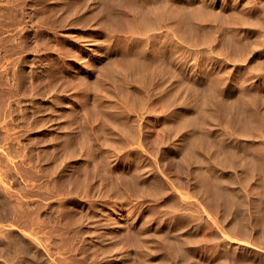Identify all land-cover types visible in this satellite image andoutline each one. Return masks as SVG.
<instances>
[{
  "label": "rangeland",
  "instance_id": "374dc122",
  "mask_svg": "<svg viewBox=\"0 0 264 264\" xmlns=\"http://www.w3.org/2000/svg\"><path fill=\"white\" fill-rule=\"evenodd\" d=\"M78 1L0 0V264H93L96 260L94 264H134L137 261L133 259L136 247L131 237V241L126 239L129 228L139 225L140 217L129 215L136 210V201L130 198L129 204L121 203L120 194L110 189L112 181L119 179L117 175L108 181L102 179L100 169L95 173V169L100 168V150L105 146L103 125L100 119L88 117L91 98L82 96V86L75 89L67 81H84L88 93H94L93 83L100 63L88 61L85 68L72 67L75 68L72 70L68 67L70 58L57 55L61 46L70 40L69 37L80 36L70 24L75 16L68 20L71 34L59 32L63 35L61 37L49 28L57 26L52 24L54 20L67 16V4ZM173 1L177 3L181 0ZM59 3L63 6L59 7ZM189 3V6L202 7L199 18L191 25L196 36L202 39L200 48L208 55L205 62L209 73L224 79L227 86L230 84L231 96L252 101L262 115L264 0H189ZM87 4L86 12L96 7L94 0H88ZM92 13L88 14L92 16ZM163 30L150 32V35ZM114 35L116 43L111 42L114 50L102 53L104 57L121 51L118 40L121 35L128 34ZM94 41L92 45L95 46L97 42ZM91 70L93 73H89ZM71 72L78 73L77 77H69ZM211 78L206 76L204 79L207 85L212 83ZM114 84L120 89L121 79L118 76L114 78ZM102 99L120 107L122 95L121 92L113 96L105 93ZM158 114V109L147 108L144 123L149 127L152 125L150 128L159 127L162 120L152 121L159 117ZM252 133L255 145L250 148L246 147L244 140L238 142L240 135L236 128L224 131L215 126L211 130L214 139L211 153H221V159L215 163L220 169H225L224 175L230 188L218 189L223 194L224 204L220 206L221 211L209 212L211 217L214 215L213 219L203 213L196 199L190 203V200L184 201V206L189 205L177 212L158 213L160 220H165L162 224L166 229L163 241L168 242V246L179 234L174 230L177 213H186L193 203L190 207L193 211L188 210L187 213L194 214V220H203L205 225L208 223L211 226L217 241L222 240L220 243L224 252L239 248L250 250L258 255V264H264V154L260 149V143L264 141V116L257 117ZM219 140L224 143L222 151L217 149ZM237 145L252 156L240 170L224 161L231 157L227 148L233 150ZM223 146H226L225 149ZM139 152L143 158H156L149 147L148 151ZM128 166V163H122L117 169L131 172ZM88 174L92 175L90 190H86L85 183H75V179H83ZM242 198L247 201L246 206L240 202ZM163 200L160 198L159 207H162ZM230 203H236L234 208L237 210L231 209ZM201 231V234H206L209 229L202 227ZM233 234H236L237 240ZM104 244L110 247L108 252H105ZM152 254L149 253V257L155 258ZM172 256L170 249L159 255L164 258L165 264H178L179 261ZM223 258L227 257L224 255ZM229 258L230 264H234V258Z\"/></svg>",
  "mask_w": 264,
  "mask_h": 264
},
{
  "label": "bare ground",
  "instance_id": "6f19581e",
  "mask_svg": "<svg viewBox=\"0 0 264 264\" xmlns=\"http://www.w3.org/2000/svg\"><path fill=\"white\" fill-rule=\"evenodd\" d=\"M186 1L189 3V0ZM87 3L88 0H79L77 3L67 4V16L63 15L54 20L52 24L57 26L49 28L63 37L61 33L71 34L72 29H69V26L73 24V30L80 33V36L69 37L70 40L65 46H61L57 53L60 58H70L69 69L85 68L88 61L96 60L100 63L93 83L94 93H88L84 81L73 79L67 81L75 89L82 86V96L85 99L91 98L88 117L93 120L100 119L103 125L105 146L100 150L101 165L99 164L100 168L95 169V173L100 169L102 179L108 181H112L113 175L115 177L117 175L119 179L112 181L110 189L120 194L123 201L121 203L129 204L130 198L136 201V210L132 211L133 214L129 212V215L140 217L139 225L134 224L135 226L129 228L126 236L127 240L131 237L136 247L133 259L136 258L138 262L134 264H165L164 258L159 255L166 249L171 250L172 257L180 264H230L229 257L234 258V264H258V255L253 251L239 248L224 252L220 243L222 240L217 241L216 235L211 232V226H208V223L205 225L203 220H194L195 215L187 213L193 203L189 209L187 208L186 213L179 212L176 215L174 230L176 229L179 234L176 235L174 243L168 246V242L166 244L163 241L166 229L162 224L165 220H160L158 213L177 212L189 205L184 206V201L190 200V203L192 199H196L198 201L196 203L204 210L203 213L211 217V210L219 211L222 208L220 206L224 204L223 194L218 189L225 190L229 184L224 175L225 169H220L215 163L221 159V153L217 152L215 155L211 153L214 145L211 130L215 126L224 131L236 128L240 135L238 142L244 140L246 147L251 148L255 145L252 139L253 124L257 117L264 116V113L260 115L257 112V107L252 101L231 96L230 84L227 86L224 79L215 78L209 73L205 62L208 55L201 50L202 39L197 37L191 25L193 20L199 18L198 14L202 7L189 6L184 0L177 3L174 1L172 3L171 0H94L93 5L96 7L86 12ZM61 5L63 6V3L58 4L59 7ZM71 16H75V19ZM69 19L73 20L70 24ZM100 24L102 26H99ZM161 29L164 30L150 35V32ZM115 33L128 35L131 33V35H119L118 43L121 44L122 50L112 54L111 57H104L102 53L114 50L111 42L116 43L113 41ZM94 39L97 42L95 46L92 45ZM102 39L103 42L100 43ZM60 40L58 39L62 43ZM71 73L69 77L78 75L76 72ZM116 76L121 79L120 89L114 84ZM206 76L212 77L210 85L204 81ZM120 92L122 95L120 107L102 99L105 93L113 96ZM147 108L159 110V117L152 119V121L154 119L163 121L159 127L150 128L152 125L149 127L144 123L147 117L144 113ZM223 144L220 142L217 149H221ZM260 144L263 155L264 141ZM148 147L156 158L150 159L147 156L143 158L139 150L148 151ZM223 147L225 149L226 146ZM227 149L228 155L233 159L230 157L224 161L236 169L240 170L252 158L251 154L243 151L239 145L235 149L232 148L233 150ZM122 163H128L132 171L117 169ZM91 178L92 175L88 174L83 179H75V183L77 181L85 183L86 190H90ZM85 194L87 195V191ZM160 198L164 199L162 207H159ZM240 202L244 206L247 205V201L243 198ZM234 205L230 203L231 209H236ZM226 210L229 211L230 208ZM202 227L209 229V232L201 234ZM230 230L233 232L232 225ZM243 235L248 234L243 233ZM89 237L91 238V235ZM227 239L232 240L229 237ZM235 239L237 240L236 237ZM242 243L244 244L243 241ZM112 246L114 247L113 244ZM109 248L107 245L106 249L104 248L105 252H108ZM83 249L85 251V248ZM149 253H153L155 258L149 257ZM224 255L228 260L223 258Z\"/></svg>",
  "mask_w": 264,
  "mask_h": 264
}]
</instances>
